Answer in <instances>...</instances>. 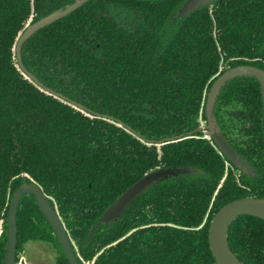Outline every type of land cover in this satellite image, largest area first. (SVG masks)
Listing matches in <instances>:
<instances>
[{
	"label": "trees",
	"instance_id": "16d2710c",
	"mask_svg": "<svg viewBox=\"0 0 264 264\" xmlns=\"http://www.w3.org/2000/svg\"><path fill=\"white\" fill-rule=\"evenodd\" d=\"M76 0H0V264L8 213L24 182L37 183L65 225L79 264H218L209 227L219 209L264 198V97L254 76L230 80L215 115L255 168L239 171L203 132L207 93L222 71L264 70V0H218L173 21L184 0H90L22 47L24 28ZM197 173L157 183L115 222L96 225L132 184L157 168ZM17 254L44 241L69 264L27 193L18 209ZM228 243L244 264H264V219L241 215Z\"/></svg>",
	"mask_w": 264,
	"mask_h": 264
},
{
	"label": "water",
	"instance_id": "95a60500",
	"mask_svg": "<svg viewBox=\"0 0 264 264\" xmlns=\"http://www.w3.org/2000/svg\"><path fill=\"white\" fill-rule=\"evenodd\" d=\"M90 0H76L72 4L66 5L40 18L36 22L29 24L19 35L15 45L16 61L23 73L39 87L44 88L50 93H55L51 88L45 87L43 83L31 72L27 70L22 59L23 44L38 30L55 21L74 12ZM217 0H185L177 11L174 21L185 19L189 14L196 10L210 5ZM241 76H254L261 84L264 97V70L254 65H238L223 72L212 84L206 100L205 112L207 125L198 127L195 132H205L216 144L219 151L231 162L236 168L247 176L255 174V168L251 163L242 157L239 152L230 144L219 127L216 115L215 105L222 88L232 79ZM62 99H67L62 94H57ZM200 172L199 169L190 166H173L157 168L146 173L141 179L127 188L117 200L111 204L99 219L96 228L111 222L117 221L125 211L145 192L157 183L178 177L182 174ZM30 193L35 196L36 203L45 214L46 218L52 225L58 241L69 264H79L77 255L72 247V242L65 225L62 222L56 208L52 205L49 197L43 189L35 182H24L21 184L12 196L9 213H8V253L4 264H15L17 254V235H18V209L23 196ZM241 215H250L264 219V198L245 197L233 200L224 206L213 217L209 227V245L214 258L218 264H244L231 251L228 243V230L230 225ZM22 264H26L22 260Z\"/></svg>",
	"mask_w": 264,
	"mask_h": 264
},
{
	"label": "rangeland",
	"instance_id": "374dc122",
	"mask_svg": "<svg viewBox=\"0 0 264 264\" xmlns=\"http://www.w3.org/2000/svg\"><path fill=\"white\" fill-rule=\"evenodd\" d=\"M201 126L205 127L206 122L202 121ZM57 256L58 249L54 244L30 240L24 245L18 264H22V260L26 264H55Z\"/></svg>",
	"mask_w": 264,
	"mask_h": 264
},
{
	"label": "flooded vegetation",
	"instance_id": "af4514ba",
	"mask_svg": "<svg viewBox=\"0 0 264 264\" xmlns=\"http://www.w3.org/2000/svg\"><path fill=\"white\" fill-rule=\"evenodd\" d=\"M184 1H185V0H184ZM184 1H183V2H184ZM217 1H218V0H217ZM214 3H215V2H214ZM212 4H213V3H212ZM212 4H210V5H212ZM207 6H208V5H207ZM178 9H179V8H178ZM177 11H178V10H177ZM176 15H177V12L175 13V15H174L173 18H172L173 21H174V18L176 17ZM177 19H178V18H177ZM177 19H176V20H177ZM176 20H175V21H176ZM30 24H31V23H30ZM28 25H29V24H28ZM28 25H27V26H28ZM27 26H26V27H27ZM26 27H25V28H26ZM25 28H24V29H25ZM15 57H16V56H15ZM245 65H249V64H245ZM232 68H233V67H232ZM229 69H230V68H229ZM226 70H228V69H226ZM226 70H225V71H226ZM225 71H222V72L219 74V76H220L223 72H225ZM219 76H218V77H219ZM218 77H217V78H218ZM217 78H216V79H217ZM210 88H211V87H210ZM209 90H210V89H209ZM208 92H209V91H208ZM207 95H208V93H207ZM206 100H207V99H206ZM205 106H206V105H205ZM205 113H206V112H205ZM206 118H207V117H206ZM205 122H206V125H207V119H206ZM201 123H202V122H201ZM200 126H201V124H200ZM200 126H199V127H200ZM202 132H203V131H202ZM203 133H204V137H205V138L212 139V138H211L209 135H207L205 132H203ZM215 145H216V144H215ZM216 147H217V146H216Z\"/></svg>",
	"mask_w": 264,
	"mask_h": 264
}]
</instances>
